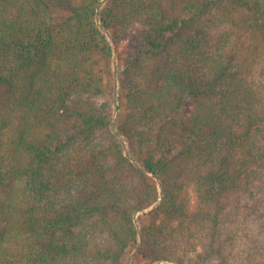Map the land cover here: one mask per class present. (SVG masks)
<instances>
[{
    "label": "trees",
    "instance_id": "16d2710c",
    "mask_svg": "<svg viewBox=\"0 0 264 264\" xmlns=\"http://www.w3.org/2000/svg\"><path fill=\"white\" fill-rule=\"evenodd\" d=\"M263 221L264 0H0V264H264Z\"/></svg>",
    "mask_w": 264,
    "mask_h": 264
},
{
    "label": "rangeland",
    "instance_id": "374dc122",
    "mask_svg": "<svg viewBox=\"0 0 264 264\" xmlns=\"http://www.w3.org/2000/svg\"><path fill=\"white\" fill-rule=\"evenodd\" d=\"M112 66H113V69H114V71L117 69V67H118V60H117V58H116V54L114 53V55H113V60H112ZM116 98V97H115ZM185 109H187L188 110V108L187 107H184ZM186 110V111H187ZM260 225H262V226H260ZM258 227H257V231H256V233H259L262 229H261V227H263L264 226V221H263V223H261ZM256 229V228H255ZM261 229V230H260ZM257 237V236H256ZM259 237H261V235L259 236ZM133 253H131V255L129 256V258H128V260H127V264H143L142 262H140V261H138V260H136V258H134L133 257ZM160 264H162V263H160Z\"/></svg>",
    "mask_w": 264,
    "mask_h": 264
}]
</instances>
